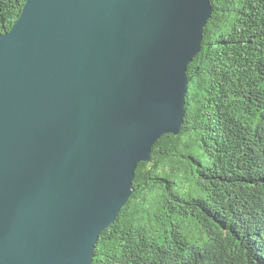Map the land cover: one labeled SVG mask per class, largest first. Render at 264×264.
<instances>
[{"label":"water","instance_id":"water-1","mask_svg":"<svg viewBox=\"0 0 264 264\" xmlns=\"http://www.w3.org/2000/svg\"><path fill=\"white\" fill-rule=\"evenodd\" d=\"M211 0H26L0 34V264H91L178 135Z\"/></svg>","mask_w":264,"mask_h":264},{"label":"trees","instance_id":"trees-1","mask_svg":"<svg viewBox=\"0 0 264 264\" xmlns=\"http://www.w3.org/2000/svg\"><path fill=\"white\" fill-rule=\"evenodd\" d=\"M25 1L0 0V34ZM211 6L180 133L137 164L91 264H264V0Z\"/></svg>","mask_w":264,"mask_h":264},{"label":"bare ground","instance_id":"bare-ground-1","mask_svg":"<svg viewBox=\"0 0 264 264\" xmlns=\"http://www.w3.org/2000/svg\"><path fill=\"white\" fill-rule=\"evenodd\" d=\"M207 23H208V22H207ZM211 105H212V104H211ZM211 105H210V106H211ZM188 109H189V108H188ZM197 113H198V112H197ZM211 119H212V118H211ZM206 124H207V123H206ZM168 175H169V174H168ZM225 212H226V211H225ZM231 213H232V212H231ZM246 216H247V215H246ZM244 217H245V216H244ZM164 223H165V222H164ZM142 231H143V230H142Z\"/></svg>","mask_w":264,"mask_h":264}]
</instances>
